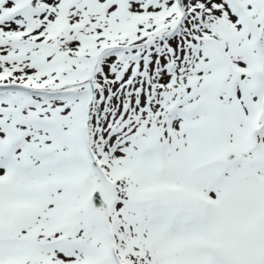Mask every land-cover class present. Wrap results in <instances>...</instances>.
<instances>
[{"label":"snow or ice","instance_id":"snow-or-ice-1","mask_svg":"<svg viewBox=\"0 0 264 264\" xmlns=\"http://www.w3.org/2000/svg\"><path fill=\"white\" fill-rule=\"evenodd\" d=\"M0 264H264V0H0Z\"/></svg>","mask_w":264,"mask_h":264}]
</instances>
